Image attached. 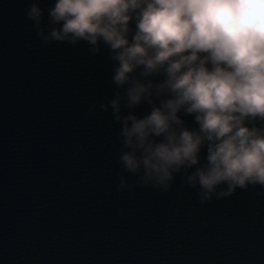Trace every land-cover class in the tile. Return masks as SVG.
<instances>
[{"label": "water", "instance_id": "water-1", "mask_svg": "<svg viewBox=\"0 0 264 264\" xmlns=\"http://www.w3.org/2000/svg\"><path fill=\"white\" fill-rule=\"evenodd\" d=\"M31 2L0 0V264H264V188L202 204L181 173L169 191L120 190L136 177L98 107L117 92L110 52L44 43Z\"/></svg>", "mask_w": 264, "mask_h": 264}, {"label": "clouds", "instance_id": "clouds-1", "mask_svg": "<svg viewBox=\"0 0 264 264\" xmlns=\"http://www.w3.org/2000/svg\"><path fill=\"white\" fill-rule=\"evenodd\" d=\"M25 15L46 44L109 50L117 92L98 107L136 177L120 190L169 191L181 173L202 204L264 188V0H32Z\"/></svg>", "mask_w": 264, "mask_h": 264}]
</instances>
